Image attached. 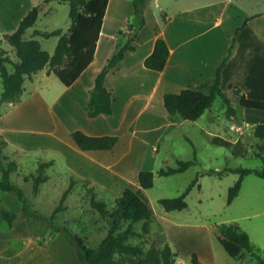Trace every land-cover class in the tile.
<instances>
[{
  "label": "rangeland",
  "instance_id": "obj_1",
  "mask_svg": "<svg viewBox=\"0 0 264 264\" xmlns=\"http://www.w3.org/2000/svg\"><path fill=\"white\" fill-rule=\"evenodd\" d=\"M30 1L37 3L35 5L41 6V11H44L34 26L26 31L25 38L36 39L41 49L51 54L54 51L57 36L48 38L41 35L32 36L31 31L34 28L47 31L61 28L63 32H66L70 26V5L66 1L59 0ZM215 1H223L222 4H225L227 0H149L150 22L154 21V15L165 24L173 20L174 17L170 15L185 16V12L189 11L188 14L193 16L197 14L196 8L209 6ZM228 7L231 8V12L211 18L210 24L214 25V31L222 27L226 32L230 29L231 23L243 20L247 14L252 15L264 10V0H233ZM210 8L206 10L207 13L210 12ZM18 11L23 12L24 8L20 5ZM218 21H221V26L217 23ZM109 25L111 29H116L115 26L120 28L126 26L124 21L116 24L109 22ZM111 29L104 37L102 49L90 72L100 66L104 58L124 40L120 37L121 35L116 37ZM150 30L152 26H149L146 32ZM11 31L10 21H3L0 18V46L9 56L17 59L15 48L4 39V32ZM7 66L12 71V64L8 62ZM141 70V67L130 69L129 71H134L132 76H122L119 83H116L121 102L129 98L130 90L127 87L125 89L124 84L129 85L131 82L148 78ZM37 78L36 84L29 82L26 84V102L24 101L25 103L15 114L17 124H12L26 130L8 133L9 138L2 151L5 164L11 161L15 163L11 178L24 189L33 214L24 212L23 201L15 194L0 190V258L1 255L10 254L12 249L14 252L19 251L20 255L25 257L26 264H82L77 256L76 248L68 241L65 234L57 231L56 228L67 227L83 238L87 245L97 246L106 235L110 220L108 215L100 213L92 205L91 199L95 198L103 205L107 213H111L116 207V199L121 195L123 187L116 182L115 175L111 173L112 176H110L108 172L101 177L98 174L96 180L79 179L75 173L84 177L95 170L88 168L81 156H76L70 150H62L61 147L47 144L48 138L42 132L27 130L68 128L71 125L70 118L64 110L67 105L77 102L76 93L63 90L64 86L58 79L60 85L51 77L49 79L42 77L41 72L38 73ZM53 78L57 77L54 75ZM209 85L211 84L199 85V88L207 89ZM36 89L39 90L38 93ZM2 93L0 77V98ZM45 93L51 95L47 98L49 102L41 98L45 96ZM121 102L117 103L116 113L109 115L107 120L104 119L110 132L122 136L120 146L113 149L112 153L103 154V158L107 160L120 156L128 148L130 132L127 128L134 109L125 113ZM76 108L83 114V109L79 105ZM240 108L238 105V110H241ZM212 112L214 116H219L220 122L222 121V127L218 126V131L207 134L188 121L184 125L169 129L158 151L154 149L153 140L149 139L151 135L144 132L138 134V137L148 138L150 144L143 146L140 142H136L137 146H134L127 157L130 158L129 160L132 158L130 163L134 159H139L138 163L142 169H152L156 173L154 186L144 190L152 206L153 216L152 221L148 222V233H142L145 221H138L135 223L138 234L131 236L127 242L142 247L144 251L150 247H161L168 242L172 250L177 253L174 264H193L191 257L194 252L207 264H241V261L236 258L237 255L245 258L246 264H259L255 256L241 254V251L234 246L221 240L223 235L220 224L228 222L231 218H238L237 222H241L248 229L250 224H264V198L262 197L264 177L255 173L247 174L243 179L241 195L243 199L228 203V190L239 178V173L225 170L231 167H247L263 171L264 138L254 139L251 135L252 126L244 132L232 127L234 120L230 116L227 104L220 97L214 101ZM238 117L243 118L241 113ZM169 119L179 120V117L170 116ZM1 137L5 136L1 134ZM216 138L222 140L224 144H216ZM177 158L195 160V163L184 172L171 175L157 173L162 167L174 166ZM50 159L55 161L45 169L48 178L40 184L37 193H34L31 175L37 174L40 162ZM1 174L0 170V176ZM196 178L200 186L195 185L187 195L188 206L181 210H165L159 200L163 197L179 195ZM71 179L74 183L70 187ZM107 181L111 183L112 190L109 189ZM129 186L137 188L132 183ZM69 187L64 208L52 217L64 191ZM4 211L16 213L15 225L11 226L10 222L3 217ZM34 213L37 214L34 215ZM40 217L46 218V221L41 220ZM47 221L52 224L48 225ZM127 223V220L120 221V230H123ZM252 233L254 239L258 236L264 241V229L262 232ZM32 239L41 246L31 244ZM212 250L215 251L216 260L213 259ZM117 258L122 264H135L136 261V258L130 254H119Z\"/></svg>",
  "mask_w": 264,
  "mask_h": 264
},
{
  "label": "crops",
  "instance_id": "obj_2",
  "mask_svg": "<svg viewBox=\"0 0 264 264\" xmlns=\"http://www.w3.org/2000/svg\"><path fill=\"white\" fill-rule=\"evenodd\" d=\"M232 1L233 0H227L225 4H222L223 1H215L209 6H200L196 8L195 11H197V14L193 16L188 14L189 11L185 12V16H181V14H169L174 18L168 24L160 22L156 15H154V21L151 23V8L150 3L148 4L146 10V24L140 29L132 42L136 49L133 51H126L124 58L108 72L105 78V84L111 91L113 97L112 115H114L116 113L117 103L121 102L116 83H119L120 79L123 78L122 76H132L134 71L129 70L134 67H141V71L148 76L146 79L131 82L129 85L127 83L124 84V88L126 89L127 87L130 90L129 98L121 102L123 103L124 112L129 113L130 110H134L132 119L127 128L130 132L127 145L128 148L120 156L111 160L103 158V154L112 153L113 149L121 145L122 136L118 135V133H112L107 129V124L104 119L107 120L109 115L99 114L96 117H89L86 107L91 91L95 86L97 74L118 48L125 44L128 39V26L134 17L132 0H109L94 59L72 85L65 86L55 73H48L47 67L35 72L31 77L25 78L24 91L20 100L15 103L3 102L2 105H0V134L5 136L4 139L7 142L9 138L7 135L8 133L17 130H26L23 127H15L12 124H17L15 114L26 102V84L28 82L36 84V79H38L37 75L40 72L42 77L46 79L51 77L55 79L56 82L59 80L61 85L64 86L63 90L76 93L77 102L67 105L64 110L65 114L70 118L69 123L71 125L64 130H61L59 127L47 128L46 130H27L42 132V134L46 135L48 138L47 144H52L50 146L55 145V147L59 148L61 147L62 150H70L76 156H81L82 160L87 163L88 168L97 171L96 173L95 171H90V173L84 177H80L75 173L79 179L96 180L98 174L101 177L107 172L110 176H112L111 173H113L116 182L120 183L123 187L121 190L122 194L130 183L139 187L138 174L140 170H142V167L138 163L139 159H134L131 164L130 161L132 158L129 160L130 158L127 157V154L133 151L134 146H137V144H135L136 142H140V144L146 146V144H150L148 140L151 139L153 140L152 144L154 149L158 151L164 135L174 126H181L190 121L192 125H195V127L200 128L207 134H210L209 132L213 133L214 131H218V126L222 127V121L220 122L219 116H214L212 112L213 105L197 120L181 118H179V120L169 119L170 114L164 105L163 95L166 92H179L183 88H199V85L212 84L215 80L216 68L227 54L232 41L235 39L236 47L234 52L221 73V87L231 99L234 112L231 113L230 116L233 118L234 123L243 120L248 122L250 125L249 128L252 126V137L256 140H261L264 138V110L241 105L239 102L240 95L234 92L233 87H239L241 93L247 98L264 101V10L253 13L252 15L246 13L247 15L244 16L243 20L231 23L230 29L226 32L222 27L214 31V25L210 24L211 18L214 19L215 16L220 17L222 14L231 12V8H229L228 5ZM35 4L37 3L30 0H0V18L3 21H10L12 24V31H14L22 17ZM20 5L24 8L23 12L18 11V6ZM209 7H211L209 9L210 12L207 13L206 10H208ZM152 13L154 14L153 11ZM210 13L213 14L211 15ZM119 21H124L126 26L123 28L115 26L116 29H111L109 22L116 24ZM217 23H219V26L222 24L221 21ZM149 26H152V30L146 32ZM109 29L112 30V33H114L116 37L121 35L120 37L124 38V40L119 43V47H116L104 58L100 66L90 72L100 54L104 37L108 35ZM5 33L9 32H4V34ZM28 36L31 37V35ZM158 36L166 39L170 49V55L166 66L162 70L150 69L144 64L145 58L153 51L155 40ZM127 71L129 72L127 73ZM54 75L57 78H53ZM36 91L37 93L39 92L38 89H36ZM44 95L45 96H41L43 101L49 102L47 98L51 95L49 93H45ZM78 105L83 109V114L76 108ZM238 105L241 107V110H238ZM240 113L243 118L238 117ZM75 129H81L90 135L116 134L119 136V140L110 150H82L71 137V133ZM143 132L151 135V137L149 139L141 136L138 137V134ZM50 160H53L54 164L55 159ZM118 165L120 166L118 167ZM107 184H109V189L112 190L111 183L107 181ZM111 190L110 192H112ZM242 191L243 183L239 193L232 202H235L237 199H243V196H241ZM262 197L264 198V195ZM16 219L17 218L12 220V223H10L11 226L16 224ZM237 221L238 218H231L228 222ZM237 223L248 232L255 247L259 249L258 253L263 255L262 250L264 249V241L258 236L254 239L252 232H262L264 224H250L248 229L244 227L241 222ZM221 240L234 246L235 249L241 251V254L246 253V255L255 256L248 250L246 252L244 247L235 244L224 235ZM34 243L41 246L40 243L32 239L31 244ZM214 252L215 251L212 250L213 259L216 260L217 258ZM236 258L241 261V264H246L245 258L239 255H237ZM0 259L3 264H26L25 257L20 255L19 251L14 252L12 249L10 254L1 255Z\"/></svg>",
  "mask_w": 264,
  "mask_h": 264
},
{
  "label": "trees",
  "instance_id": "obj_3",
  "mask_svg": "<svg viewBox=\"0 0 264 264\" xmlns=\"http://www.w3.org/2000/svg\"><path fill=\"white\" fill-rule=\"evenodd\" d=\"M49 1L44 0V2ZM59 1H66L70 5V26L68 30L63 32L61 28L51 31L35 28L32 33V36L41 35L44 38L53 35L58 36V41L52 54L42 50L36 39L25 38L27 29L34 26L42 12L39 5H34L27 11L14 31L4 34V39L15 48L17 59L9 56L7 51L0 46V77L3 88L0 105L6 101L18 102L24 91L25 78L31 77L41 69L47 67L48 73H55L65 86H70L93 61L109 0ZM132 2L134 17L128 26V39L97 74L95 86L91 91L86 107L89 117H96L99 114L111 115L113 113V97L105 84V78L108 72L124 58L126 51L136 49L132 42L140 29L146 24V9L149 0H132ZM235 44L236 41L234 39L227 54L216 68L214 82L207 86V89L188 87L183 88L179 92L164 93V105L170 116L197 120L213 105L218 97L227 104L230 114L234 112L230 97L221 87V73L234 52ZM169 55L170 49L166 39L158 36L155 40L153 51L145 58L144 64L150 69L162 70L166 66ZM8 62L12 64V71L7 66ZM233 90L240 95L239 102L241 105L264 110V101L247 98L237 86H234ZM71 137L82 150H110L119 140V136L116 134L90 135L81 129L73 130ZM215 140L216 144H224L219 138ZM5 145L6 140L0 134V170L2 173L0 176V190L15 194L23 201L24 212L33 214L32 208L27 202V195L24 189L11 178V173L15 170V163L11 161L5 164L4 162L5 157L2 151ZM194 163L195 160L177 158L174 166L162 167L157 173L159 175H171L184 172ZM52 164L53 160L40 162L37 174L31 175L34 193H37L40 184L47 180L48 176L45 173V169ZM225 170L239 173V178L228 190V203H231L239 193L245 175L255 173L264 177V170L261 171L254 168L231 167ZM155 175L156 173L151 169L140 170L138 174L139 187H126L123 193L117 197L116 207L111 213H107L103 205L95 198L91 199L92 205L100 213L108 215L110 220L107 233L97 246L87 245L83 238L67 227L58 226L56 228L57 231L64 233L68 241L76 248V253L82 264H122L117 258L119 254L134 256L136 258L135 264L175 263L177 253L172 250L168 242L158 248L150 247L146 251L140 246L127 242L131 236L138 234L135 229L136 222L145 221L142 233H148L149 231L148 222L152 221L153 209L144 194V190L154 186ZM73 183V179H71L70 187ZM197 184L198 178L192 180L179 195L163 197L159 201L167 211L184 209L188 206L187 195ZM70 187L64 191L52 217L64 208V201ZM36 214L34 213V215ZM2 215L10 223L16 218L15 212L4 211ZM40 219L46 221V218L40 217ZM122 220H127L128 223L123 230H120L119 223ZM47 224L51 225L52 223L47 221ZM220 231L230 241L252 252L259 263L264 264V249L262 250L263 255L258 253L259 249L255 247L248 232L241 228L237 222L221 223ZM191 261L193 264H205L195 252L192 254ZM0 264H3L1 259Z\"/></svg>",
  "mask_w": 264,
  "mask_h": 264
},
{
  "label": "built area",
  "instance_id": "obj_4",
  "mask_svg": "<svg viewBox=\"0 0 264 264\" xmlns=\"http://www.w3.org/2000/svg\"><path fill=\"white\" fill-rule=\"evenodd\" d=\"M249 123L248 122H246V121H236L233 125H232V127H235V128H237L239 131H241V132H244L245 130H247L248 128H249Z\"/></svg>",
  "mask_w": 264,
  "mask_h": 264
}]
</instances>
